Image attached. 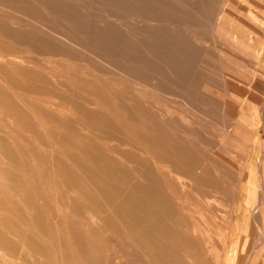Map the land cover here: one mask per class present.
<instances>
[{
  "label": "rangeland",
  "instance_id": "1",
  "mask_svg": "<svg viewBox=\"0 0 264 264\" xmlns=\"http://www.w3.org/2000/svg\"><path fill=\"white\" fill-rule=\"evenodd\" d=\"M261 1L0 0V264H176L126 223L133 210L150 221L125 201L135 184H153L149 171L179 198L171 215L151 201L156 238L188 264H222L240 195L254 192L247 168L264 135L251 121L264 106L248 100L258 91L241 83L253 75L241 55L243 21ZM62 34L89 48L114 41L124 71ZM172 139L192 151L194 185L171 180L183 163L178 154L167 161ZM75 146L119 169L113 197L97 200L75 181Z\"/></svg>",
  "mask_w": 264,
  "mask_h": 264
},
{
  "label": "bare ground",
  "instance_id": "2",
  "mask_svg": "<svg viewBox=\"0 0 264 264\" xmlns=\"http://www.w3.org/2000/svg\"><path fill=\"white\" fill-rule=\"evenodd\" d=\"M139 7V6H138ZM56 14V13H55ZM134 17V16H133ZM65 20V19H64ZM87 29L88 28H82L79 29L82 33H84L85 35H87ZM63 36L59 37L63 40H65L67 43L73 45H79L82 47L83 50H87L89 49L90 51H92L96 56L103 58L104 62L109 64L115 72H120V71H124V68L121 67V63L119 62L123 57L122 56V52H119L118 49V45L115 44L114 41H111V44H107V43H100L99 41H94V48H89L88 43L84 42V41H77L74 39V37L70 34H62ZM84 37V36H83ZM86 37V36H85ZM84 37V39H85ZM70 45V46H71ZM118 47H117V46ZM54 46V45H53ZM52 46V47H53ZM74 47V46H73ZM78 46H76L77 49ZM103 48L102 53L99 52H94V50L96 48ZM58 48V46H57ZM79 48V47H78ZM100 48V49H102ZM74 49V48H72ZM93 49V50H92ZM88 50V51H89ZM56 51V50H55ZM78 51V50H76ZM79 52V51H78ZM57 55V51L55 53ZM59 54V53H58ZM105 55V56H104ZM1 56V54H0ZM87 57V56H86ZM83 68V67H82ZM80 68V69H82ZM21 71V70H20ZM81 71V70H80ZM88 71V70H87ZM83 72V70H82ZM80 73V72H79ZM87 73V72H86ZM129 73V71H128ZM81 74V73H80ZM79 75V74H78ZM82 75V74H81ZM84 76V75H83ZM90 81V80H89ZM98 81V80H97ZM36 82V81H35ZM95 83V81H94ZM49 85V84H48ZM116 87V86H115ZM41 89V88H40ZM136 89V94L135 97L139 99V95L141 91H139L138 87L135 88ZM156 89V88H155ZM154 90V89H153ZM158 90V89H157ZM40 92L42 93V91L40 90ZM155 92V91H153ZM156 93V92H155ZM77 94V92H76ZM134 94V93H133ZM143 95V94H142ZM113 96V95H112ZM145 96V95H144ZM147 96V95H146ZM93 97V96H92ZM38 99V98H37ZM11 100V99H10ZM18 100V99H17ZM31 99H29L30 101ZM34 100V99H33ZM46 100V99H45ZM149 100V99H148ZM44 101V100H43ZM55 101V100H54ZM37 102V101H36ZM13 104V101L11 102ZM16 103V102H14ZM21 103V101H20ZM42 103V102H41ZM47 103V102H46ZM27 107V106H26ZM41 107V106H40ZM61 107V106H60ZM122 107V106H121ZM65 108V107H64ZM93 108V107H92ZM166 108V107H165ZM31 109V108H30ZM38 109V108H37ZM63 109V108H62ZM67 109V107H66ZM165 110V109H164ZM21 111V110H20ZM23 111V109H22ZM121 111V110H120ZM72 112V111H71ZM152 112V111H151ZM23 113V112H22ZM21 115V114H20ZM31 116V114H28ZM29 116V117H30ZM28 118V116L26 115V119ZM32 118V116H31ZM116 118V117H115ZM20 119V118H19ZM28 120V119H27ZM27 120H23L24 125L26 123ZM33 120V119H32ZM161 120V119H160ZM22 121V120H21ZM29 121H31L29 119ZM17 122V121H16ZM32 122V121H31ZM28 123V121H27ZM30 124V123H28ZM27 124V125H28ZM27 125H25V128H28ZM29 126V125H28ZM78 126V125H77ZM70 127V126H69ZM24 128V127H23ZM24 128V129H25ZM39 129V128H38ZM30 131V129H29ZM174 130H172L173 132ZM175 132V131H174ZM37 133V132H36ZM87 133V132H86ZM60 134V133H59ZM58 134V135H59ZM151 135V134H150ZM170 136L172 137V134H170ZM57 137V135H56ZM55 142V140H54ZM152 144V143H151ZM169 145V147H171V150L168 151L169 153V158L167 161H170L171 163L173 162V159L171 158L172 155H180L183 158V163L182 164H178L177 166L174 165L172 166L171 169H169V173H171V180L173 178V176L177 175L178 177H180L182 180H184L185 183H191V180L194 179L195 177V166L193 165L196 160L194 159V156L192 155V151L191 149L188 147V144L185 143L184 145L174 141L173 139L170 140L167 144V146ZM66 146V145H65ZM154 146V145H153ZM64 147V146H63ZM152 147V146H151ZM21 148V147H20ZM173 148V149H172ZM13 150V149H12ZM67 151V150H66ZM146 154V153H145ZM50 155V154H49ZM70 156L68 157V159L72 162L73 165H75L76 167V173L74 174V176L76 177L75 181L77 180L80 182H83V188H86L89 193L91 195H93V197L95 199H100L102 198L104 195L105 196H111L113 197V192H111V188H109V185H111V187H114V183L117 177V175L119 174V169L117 167H110L108 165V158H104V156L101 153H93V154H89L87 153V151H85L84 149H79V147L75 146L73 148V151H71V154H69ZM137 156V155H136ZM142 157V156H141ZM160 157V156H159ZM18 158V157H17ZM144 158V157H143ZM130 159V158H129ZM160 159V158H159ZM54 160H56V157L54 158ZM53 160H51L50 162L52 163ZM156 161V160H154ZM153 161V162H154ZM55 162V161H54ZM160 162V160H159ZM223 162V161H222ZM158 163V162H157ZM162 163V161H161ZM215 164V163H214ZM55 165V164H54ZM157 165V164H156ZM160 164H158L159 166ZM208 165V164H207ZM157 166V167H158ZM165 166V165H164ZM55 167H57V164L55 165ZM60 167V165L58 166ZM162 168V167H161ZM209 168V167H208ZM222 168V167H221ZM54 169V168H53ZM61 169L63 170V167H61ZM217 170V168H215ZM219 169V167H218ZM60 171V170H59ZM68 170L63 171L62 173L65 174ZM219 171H222L221 169H219ZM224 171V170H223ZM69 172V171H68ZM67 172V173H68ZM74 172V171H73ZM199 172V171H198ZM216 172V171H215ZM226 172V170H225ZM224 172V173H225ZM88 173V174H87ZM149 173L151 174V179L153 184L151 185H141V184H135L133 187V190H128L125 194V201L127 203V205L130 207V209H136L138 210V212L140 211L141 213H145L147 214V216L149 217L150 221L147 222L145 221V219H142L141 216L139 214H134V210L128 211L129 208L127 206V211L129 212L127 215V219H126V223L128 224L129 227H134L135 229H138L144 236V238L147 239V241H149L150 244L153 245V247H155L162 255L163 258H167L170 260H173L176 264H188L184 258L174 249L170 248L168 245H166V243L162 242L161 240H158L156 238V236L153 233V229L152 227L155 226H162L161 224V219L160 216L158 215V212L156 211V209H154L150 203L155 202L156 205H159L160 208H163L166 213L168 215H171L173 212V204H177V201L179 200V198H175L174 195L172 194L171 190H169V181L166 180L164 182V186H166L167 190L162 189L161 188V184L159 182V180L157 179V176L154 175L151 171H149ZM173 173V174H172ZM175 173V174H174ZM200 173V172H199ZM222 172V174H224ZM60 176L61 174L58 173ZM91 177L94 178V180H96L97 182V188L96 189H92L90 184H88V182H85V175H89ZM227 174V172H226ZM71 175V174H70ZM168 175V174H167ZM166 175V176H167ZM198 175V173H197ZM228 175V174H227ZM65 176V175H64ZM89 176V177H90ZM164 176V175H163ZM169 176V175H168ZM220 176V175H219ZM63 177V175H62ZM165 177V176H164ZM64 178V177H63ZM65 178H67V175L65 176ZM69 178V177H68ZM197 178V176H196ZM149 179V178H148ZM167 179V178H166ZM71 180V179H70ZM126 180V179H125ZM165 180V179H164ZM199 180V179H197ZM85 182V183H84ZM225 182V181H224ZM65 183V182H64ZM69 183V182H68ZM72 183V182H71ZM226 183V182H225ZM67 184V182H66ZM79 184V183H78ZM230 184V183H229ZM70 185V184H69ZM75 185V184H74ZM81 185V184H80ZM78 185V186H80ZM194 185V184H192ZM226 185V184H225ZM126 186V185H124ZM108 187V188H107ZM230 187V186H229ZM71 188V187H70ZM124 188V187H123ZM72 189V188H71ZM113 189V188H112ZM135 189V190H134ZM70 190V189H69ZM225 191V190H224ZM73 192V189H72ZM230 192V189L229 191ZM74 193V192H73ZM121 193V191H120ZM214 193V192H213ZM70 194V193H69ZM222 194V193H221ZM213 195V194H212ZM227 198V197H225ZM74 202V200H73ZM221 202H219L220 204ZM207 204V203H206ZM123 203L119 204L118 207H122ZM73 207V206H72ZM76 207V206H75ZM208 207V206H207ZM212 208V207H211ZM126 209V208H125ZM126 211V212H127ZM161 211V210H159ZM82 212V211H81ZM78 214V213H76ZM96 214V213H95ZM167 223V221H166ZM175 224V223H174ZM180 224V223H178ZM176 226V225H175ZM179 229V228H178ZM185 235V234H184ZM175 236V235H174ZM77 238V235L75 236ZM138 237V236H136ZM210 238V237H209ZM177 239V238H176ZM189 238L184 239V245L188 244V240ZM212 239V238H211ZM9 240V239H8ZM208 240V239H207ZM206 240V241H207ZM210 240V239H209ZM208 240V241H209ZM145 241V240H144ZM170 241V240H169ZM206 241L205 244L207 243ZM174 242V241H173ZM173 244V243H172ZM211 244V243H210ZM209 244V245H210ZM145 248V247H144ZM87 250V249H86ZM196 250V249H195ZM88 251V250H87ZM199 253V252H198ZM159 254V253H158ZM157 254V255H158ZM85 257V256H84ZM9 258V257H8ZM152 258V257H151ZM158 258V256H157ZM11 259V258H10ZM155 259V258H154ZM152 260V259H150ZM159 260V259H158ZM166 259H164L165 261ZM161 261V260H160ZM169 262V261H168ZM168 262H166V264H168ZM160 264V262H159ZM163 264V263H162Z\"/></svg>",
  "mask_w": 264,
  "mask_h": 264
},
{
  "label": "crops",
  "instance_id": "3",
  "mask_svg": "<svg viewBox=\"0 0 264 264\" xmlns=\"http://www.w3.org/2000/svg\"><path fill=\"white\" fill-rule=\"evenodd\" d=\"M253 9L256 16L246 17L243 21L246 32L241 43V55L249 61L253 75L249 82L241 83L245 88L258 91L256 99H248L250 104L264 106V1L257 2ZM251 121H258V131L264 134V113L260 112L258 119L252 115ZM253 145L245 186L254 192L240 195V208L230 230L222 264H264V197L261 194L264 188V135Z\"/></svg>",
  "mask_w": 264,
  "mask_h": 264
}]
</instances>
